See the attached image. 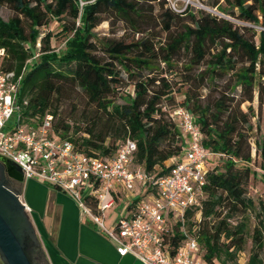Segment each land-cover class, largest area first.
Masks as SVG:
<instances>
[{
	"label": "trees",
	"instance_id": "16d2710c",
	"mask_svg": "<svg viewBox=\"0 0 264 264\" xmlns=\"http://www.w3.org/2000/svg\"><path fill=\"white\" fill-rule=\"evenodd\" d=\"M3 6L12 15L0 18V70L19 77L20 123L39 124L49 115V136L100 159L113 157L129 139L136 147L131 165L160 176L182 152L169 114L184 108L199 127L205 152L217 155L206 161L198 205L184 212L186 232L204 264H236L247 240L244 264H264V196L255 204L246 195L255 175L252 149L264 171V130L251 141L258 129L250 123L253 111L240 110L254 95L264 106V0H205L222 18L190 8L177 13L165 0H0ZM111 19L131 32L128 41L96 39L94 29ZM51 22L58 31L42 33ZM53 38L62 41L61 48L51 46ZM124 84L130 92L121 90ZM71 90L82 95L90 115L68 122L58 116V104ZM250 213L256 222L249 230ZM178 227L172 226L168 238L171 253L180 243Z\"/></svg>",
	"mask_w": 264,
	"mask_h": 264
},
{
	"label": "built area",
	"instance_id": "2783aa9c",
	"mask_svg": "<svg viewBox=\"0 0 264 264\" xmlns=\"http://www.w3.org/2000/svg\"><path fill=\"white\" fill-rule=\"evenodd\" d=\"M3 56L0 49V59ZM11 78L0 70V156L19 168L23 180L67 196L81 216L114 245L119 257L130 256L142 264H204L196 241L185 230L183 215L198 205L206 161L217 155L205 152L199 127L184 108L169 114L177 125L182 152L164 175L153 176L140 165H131L136 147L129 139L113 157L100 159L75 152L70 142L49 136V115L39 124L20 123L15 106L19 77ZM114 204L117 215L106 228L103 213ZM175 224L181 238L171 253L168 238Z\"/></svg>",
	"mask_w": 264,
	"mask_h": 264
},
{
	"label": "crops",
	"instance_id": "0c3cea01",
	"mask_svg": "<svg viewBox=\"0 0 264 264\" xmlns=\"http://www.w3.org/2000/svg\"><path fill=\"white\" fill-rule=\"evenodd\" d=\"M19 197L28 208V212L23 210L35 238L34 244L30 242L32 264H142L130 256H117L114 245L81 216L67 196L52 187L23 180ZM109 210L104 212L106 228L115 218Z\"/></svg>",
	"mask_w": 264,
	"mask_h": 264
},
{
	"label": "rangeland",
	"instance_id": "374dc122",
	"mask_svg": "<svg viewBox=\"0 0 264 264\" xmlns=\"http://www.w3.org/2000/svg\"><path fill=\"white\" fill-rule=\"evenodd\" d=\"M166 4L168 7L173 8L174 12H182L186 8H190L192 12H195L196 10H201L206 13L212 14L214 16L222 18V15L219 14L214 8H209L205 6V0H165ZM12 15V13L7 9L6 6H3L0 8V18L5 21L7 18H9ZM232 21V23L236 25H240L239 23ZM258 30V28H254ZM42 33L45 32H51L52 34L56 33L58 31V25L56 22H51L48 24L46 27L41 28L40 30ZM157 32V31H156ZM94 34L96 36V39L101 42L103 40H117V39H124L128 41L131 38V32L125 28L123 24L120 22H117L114 19H111L109 21H104L102 22L99 26H97L94 29ZM157 36H160L161 38L163 37V34L160 35L159 32L156 33ZM138 35H134V38H137ZM62 41L58 38H53L51 41V46L54 47L55 49H59L62 47ZM97 56L105 59V55L98 50L97 51ZM180 63L177 64L176 70H179V65ZM160 69L165 70L163 64L159 65ZM202 67H199L198 69L194 70V72H198L201 70ZM122 78H125V75L121 73ZM171 76L166 73V78H170ZM222 84V83H220ZM176 87V86H175ZM182 90H184V86L180 87ZM121 90L124 92H130L131 88L129 85L124 84L121 87ZM199 94L203 97L205 94H207L206 90L199 91ZM237 95L236 93L229 94L230 96ZM234 95V96H235ZM212 97L214 95H211ZM174 98L176 101L181 100V95L178 93H174ZM247 106H250V108L253 111V116L250 119V123L253 125V127L256 125L257 130L255 129L251 132V141L256 140L260 138V135L263 133L264 130V106H261L259 108L258 102L256 100L255 95L253 96V100L250 104L248 103H243L240 105V110L243 112H246ZM90 108L85 104V101L82 97V95L75 91H66L63 92L61 97H60V102L58 104V116L62 119H65L66 121H76L78 120L81 115H90L89 113ZM54 119H52V122ZM27 126L23 125L22 129L26 130ZM251 148H253V144L251 142ZM250 167L252 171L254 172V178H250L246 187V195L249 197L253 202L256 204L258 201H260L263 196H264V171H261L259 167L260 163V158L258 154L254 153L253 149L250 152ZM257 208V206H256ZM256 208L254 210H256ZM116 206L115 204L110 208L109 212L113 214L114 216L117 215L116 213ZM104 215V213H103ZM104 221V219H103ZM256 220L254 218V213L248 214L247 217V228L250 230ZM248 248H249V240H247L244 250L241 255H239L236 259V264H244L247 253H248ZM218 264V263H216ZM229 264V263H228Z\"/></svg>",
	"mask_w": 264,
	"mask_h": 264
},
{
	"label": "water",
	"instance_id": "95a60500",
	"mask_svg": "<svg viewBox=\"0 0 264 264\" xmlns=\"http://www.w3.org/2000/svg\"><path fill=\"white\" fill-rule=\"evenodd\" d=\"M1 172L21 184L22 173L8 159L0 156ZM18 193L8 190L0 181V259L3 264H31L25 252V241L35 243L33 230Z\"/></svg>",
	"mask_w": 264,
	"mask_h": 264
},
{
	"label": "flooded vegetation",
	"instance_id": "af4514ba",
	"mask_svg": "<svg viewBox=\"0 0 264 264\" xmlns=\"http://www.w3.org/2000/svg\"><path fill=\"white\" fill-rule=\"evenodd\" d=\"M2 168L0 165V181L4 184V186L10 190L13 193H18L19 192V184H17L16 182H13L12 180L8 179L4 174H2L1 172ZM25 252L27 253V255L29 256V259L31 260V264L33 263L32 261L35 259H33V257H31L32 251H30V241L27 240L25 241ZM34 255V253H33ZM0 264H3L1 259H0Z\"/></svg>",
	"mask_w": 264,
	"mask_h": 264
}]
</instances>
